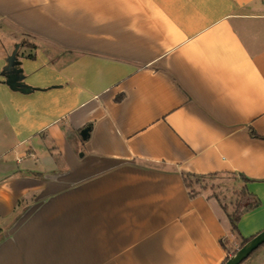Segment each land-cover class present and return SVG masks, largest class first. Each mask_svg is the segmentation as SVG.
I'll use <instances>...</instances> for the list:
<instances>
[{"label": "crops", "instance_id": "crops-1", "mask_svg": "<svg viewBox=\"0 0 264 264\" xmlns=\"http://www.w3.org/2000/svg\"><path fill=\"white\" fill-rule=\"evenodd\" d=\"M182 173L247 178L239 234ZM262 229L264 0H0V264H221Z\"/></svg>", "mask_w": 264, "mask_h": 264}, {"label": "rangeland", "instance_id": "rangeland-1", "mask_svg": "<svg viewBox=\"0 0 264 264\" xmlns=\"http://www.w3.org/2000/svg\"><path fill=\"white\" fill-rule=\"evenodd\" d=\"M241 179L233 173H223L204 180L196 186H205V190L218 201L220 214L225 219L229 214L233 219L241 212L251 198L240 186ZM241 245V241L233 245L232 255ZM229 255V256H230ZM228 256V257H229ZM240 264H264V244L258 247L247 259Z\"/></svg>", "mask_w": 264, "mask_h": 264}, {"label": "trees", "instance_id": "trees-1", "mask_svg": "<svg viewBox=\"0 0 264 264\" xmlns=\"http://www.w3.org/2000/svg\"><path fill=\"white\" fill-rule=\"evenodd\" d=\"M252 134L256 135L253 131H252ZM215 175H217V174L211 173V174H200L199 175V174H192V173H182V179L184 181V184H185L186 188L188 189L189 195L190 196H194V195L200 193L201 191H206L205 190V188H206L205 186L204 187L203 186H200L198 188H196V186L199 185L200 182H202L204 180H207V179H209V178H211V177H213ZM239 177H240V179L242 181H247V178L244 177L243 175H240ZM243 191H244V189H243ZM257 204H258V201H253L252 200V202L248 203V205L243 210H246V209H249L251 207H254ZM241 212L238 213V215L235 217V219H233L232 216L229 215V214L226 215V222H227V225L226 226H227L228 231H230V232H236L237 234H239V231H238V228H237V224L236 223H237L238 217H239V215H240ZM252 236H250V237H242V239H241V245L240 246H242L244 243H246Z\"/></svg>", "mask_w": 264, "mask_h": 264}, {"label": "water", "instance_id": "water-1", "mask_svg": "<svg viewBox=\"0 0 264 264\" xmlns=\"http://www.w3.org/2000/svg\"><path fill=\"white\" fill-rule=\"evenodd\" d=\"M8 84L12 88L21 87V85L15 81H8ZM24 88V87H23ZM24 90V89H23ZM82 137H86L88 134V128H83L81 131ZM264 243V229L260 230L256 234H254L246 243L240 246L232 255L227 257L221 264H240L245 259L249 257V255L255 251L258 247H260Z\"/></svg>", "mask_w": 264, "mask_h": 264}]
</instances>
